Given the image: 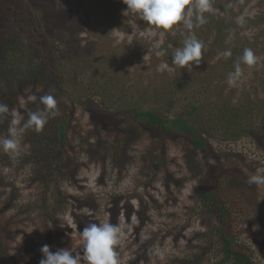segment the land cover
<instances>
[{
  "label": "trees",
  "instance_id": "1",
  "mask_svg": "<svg viewBox=\"0 0 264 264\" xmlns=\"http://www.w3.org/2000/svg\"><path fill=\"white\" fill-rule=\"evenodd\" d=\"M11 1L0 0V5L7 8L8 14L11 9H15ZM17 1L26 9L30 8V4L37 11L43 8L40 0L37 3L34 0ZM233 1L213 0V7H217L221 14L205 13L207 23L194 29L196 37L205 45L202 51H211V58H215L216 82L226 80L227 74L234 71V63L244 48H252L257 57L264 51V9L254 18H246L245 23L240 25L235 21ZM68 4L54 21L60 25H55L52 30L44 27L39 34L36 29L34 38L31 34L26 35L22 29L4 37L0 35V103L7 104L12 111L17 102V92L27 86L37 87L35 95L38 98L51 94L57 99L59 112L48 120L41 132L29 130L24 134L22 145L28 146L17 158L20 165L28 167L30 178L42 184L38 201L25 200L18 192L14 181L5 174L12 166V156L0 150V264H32L35 258L42 256V253H38L37 257H30L26 263L23 261L26 250L20 245L12 248L10 243L16 231H22L20 226L33 218L38 217L48 228L49 222L56 220L59 207L65 204V194L52 192L51 189L57 190V183L71 178L75 171V148L67 136V129L77 105L90 114V121L97 130L105 122L112 132L120 127L124 135L116 138L123 144L124 151H129L134 138L140 135L144 127L154 128L159 133L180 134L187 149L194 151L198 157L191 159L193 153L185 156L191 176L199 178L195 187L194 208H199V212L210 220L208 231L204 233L205 248L201 249L203 253L196 255L194 262L260 264L251 247L239 238V226L242 223L249 226L254 220L252 205L255 197H249L247 193L252 187L246 185L241 180L243 176L240 177L238 173L232 172L233 176L229 177L225 170L215 164H207L205 159V154L210 150L211 137H217L221 142L249 138L258 142L257 148L263 146L264 129L258 131L261 126L259 118L264 113L259 92L251 90L237 93L231 87L226 94L220 91L214 93L210 86L215 81L204 78L197 85L188 82L187 77L180 76L167 83L158 84L151 80L147 85H140V82L134 86L125 74L139 51L123 45L99 56L92 44H83L81 41L84 39L78 36L83 30L81 24L75 23L78 2L75 4V1L70 0ZM30 12L21 11L24 16L28 13L27 17ZM38 19V24L44 23L45 14H39ZM248 28L254 32L253 36L245 33ZM229 30H234V36L226 43ZM188 34L185 30L183 36L176 34L170 40L165 39L162 44L160 51L165 52L163 57L172 68H178L171 62L172 53L177 47L183 46ZM259 38L260 45L257 42ZM227 49L231 50L232 55L224 58L222 53ZM241 67L243 70L246 65L242 64ZM191 86L195 89L193 92L190 91ZM179 99L189 102L184 114L176 110L175 103ZM38 108H43L39 99L36 102L28 101L20 109V116L27 120L28 113ZM118 111L119 116H114ZM196 113L201 118L202 130L188 119ZM99 116L105 120L104 123L99 121ZM10 120L11 116H8L0 121V136L7 135ZM161 142L156 139L152 146L156 163L163 166L165 147ZM224 154L238 156L231 152ZM198 155L203 157L199 158ZM115 156L122 159L118 154ZM154 175L155 172L150 178ZM235 193L239 194L240 203L230 201L229 196ZM79 229L82 230L81 227ZM46 238L45 244L49 245L52 252L63 248L82 250L80 243L74 245L75 242H71L69 246L66 242L56 241L54 235L51 237L47 234ZM12 250L14 253H11ZM176 263L193 264L184 258H178Z\"/></svg>",
  "mask_w": 264,
  "mask_h": 264
},
{
  "label": "rangeland",
  "instance_id": "2",
  "mask_svg": "<svg viewBox=\"0 0 264 264\" xmlns=\"http://www.w3.org/2000/svg\"><path fill=\"white\" fill-rule=\"evenodd\" d=\"M37 1L34 0L35 3ZM40 1L43 2V8L37 11L32 4L26 9L17 0H12L11 4L15 9H11L10 14L1 4L0 35L4 37L22 29L26 35H32L34 38L36 29L40 34L44 27L52 30L55 25H60L54 21L61 10L69 5L70 0ZM71 1H75V4L78 2L75 23L83 27L78 34L80 39H84L81 42L92 44L99 56L123 45L139 51V55L129 63L125 74L134 86L140 82V85H147L151 80L158 84L167 83L168 80L172 81L179 76L187 77L188 82L197 85L204 78L210 81L217 79L218 76L214 74L215 58H211V51H202L200 65H194L192 68H172L163 56L156 55L165 39L170 40L176 34H185L181 26L177 25L165 31L147 25L134 15L123 14L126 5L121 0ZM232 5L236 13L235 21L238 23L239 17L254 18L261 13L264 0H234ZM20 10L31 12L27 17L28 13L24 16ZM18 11L20 13H17ZM42 13L45 14L46 20L38 24V16ZM209 13L221 14L217 7H213ZM84 14L88 16L85 17ZM245 33L254 35L249 28ZM257 42L260 45V38ZM263 59L264 51L258 56L255 65L246 66L242 70L243 74L233 88L237 93L251 90L259 92L264 112ZM165 64L167 67H162ZM215 82L210 86L214 93L220 91L226 94L231 88L225 79ZM194 90L191 86L190 91ZM37 91V87L27 86L17 92V102L12 111L20 115V109L28 102V96L35 95ZM188 103L187 100L179 99L175 103L177 112L179 109L180 113L184 114ZM198 115L196 113L188 119L196 128L202 130L203 124ZM114 116H119V111L114 113ZM89 117L90 114L77 105L70 119L67 136L75 148V171L71 178L57 183V190L51 189L52 192L65 194V204L59 207L56 220L49 222L48 228L38 217L25 222L26 224L20 226L22 231L17 230L12 237L10 246L15 248L20 245L26 250L23 261L27 263L30 257H37V254L41 253L40 248L45 245L47 234L51 237L54 235L56 241L66 242L69 246L71 242L77 245L82 244L79 238L80 227L83 229L89 223L111 222L120 225L124 232V237L116 249L121 264H177L178 258L196 264L195 257L203 253L201 249L205 248L206 243L204 233L210 226L206 215L199 212V208H194V193L199 178L191 176L185 156L193 153V159L197 157L196 153L187 149L180 134L159 133L148 127H144L140 135L134 138L129 151H124L123 144L116 138L124 135L120 127L112 132L106 122H103L105 120L99 116V121L104 125L97 130ZM259 122L261 126L258 131L264 129V113ZM156 139H160L165 147L163 166L156 163L155 149L152 146ZM257 144V141L249 138L221 142L217 137H211L210 150L205 154V159L207 164H210L209 160L215 161L216 167L225 170L229 177L233 176L232 172L238 173L240 177L243 176L241 180L252 187L247 193L249 197H255V203L252 205L254 220L249 226L247 223L239 226V238L251 247L258 262L264 264V185L247 183L250 175L264 167V143L260 149ZM27 146L23 144L21 152ZM228 152L238 156L223 155ZM115 154L120 155L122 159ZM17 158L18 156H12V166L5 174L11 177L25 200L38 201L42 184L30 178V174H27L28 167L20 165ZM153 172L155 175L150 178ZM227 192L229 194V191ZM229 199L240 203L237 193L230 195ZM41 258L42 256L35 258L32 264H39Z\"/></svg>",
  "mask_w": 264,
  "mask_h": 264
},
{
  "label": "clouds",
  "instance_id": "3",
  "mask_svg": "<svg viewBox=\"0 0 264 264\" xmlns=\"http://www.w3.org/2000/svg\"><path fill=\"white\" fill-rule=\"evenodd\" d=\"M126 5L123 14L134 15L147 25L155 26L157 29L165 31L173 29L174 26H181L189 33L183 40V46L177 47L173 53L172 64L184 68L199 66L202 58L204 43L194 34L197 29L207 23L205 13L213 10V0H121ZM237 22L240 25L245 23L243 17H239ZM234 30H229L226 43L233 39ZM157 56H164L163 50L156 53ZM224 58L232 55L230 49L222 53ZM258 57L253 49L246 47L234 63V71L227 74L226 83L233 87L240 80L243 71L241 65L253 66L257 63ZM162 67H167L163 65ZM43 108L28 113L27 120L11 111L9 106L0 103V121L11 116L7 135L0 136V150L4 153L18 156L22 149V139L24 134L31 130L39 133L43 130L48 120L59 114L57 109V99L46 94L40 96H28L27 100L36 102ZM214 164L215 161L209 160ZM249 185H264V167L248 177ZM124 237L123 229L120 225L111 222L101 224L89 223L79 231V238L82 241V250H69L68 248L50 251L49 245L45 244L40 248L42 258L39 264H121L119 253L116 250Z\"/></svg>",
  "mask_w": 264,
  "mask_h": 264
}]
</instances>
